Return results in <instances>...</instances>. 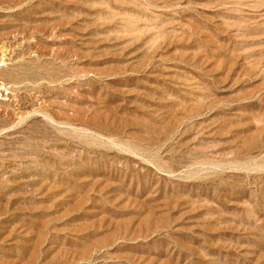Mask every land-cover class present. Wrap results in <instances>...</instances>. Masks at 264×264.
<instances>
[{
    "label": "rangeland",
    "instance_id": "374dc122",
    "mask_svg": "<svg viewBox=\"0 0 264 264\" xmlns=\"http://www.w3.org/2000/svg\"><path fill=\"white\" fill-rule=\"evenodd\" d=\"M0 264H264V0H0Z\"/></svg>",
    "mask_w": 264,
    "mask_h": 264
}]
</instances>
